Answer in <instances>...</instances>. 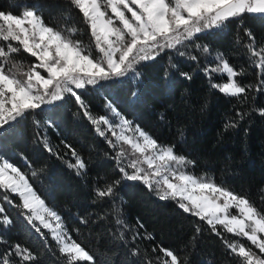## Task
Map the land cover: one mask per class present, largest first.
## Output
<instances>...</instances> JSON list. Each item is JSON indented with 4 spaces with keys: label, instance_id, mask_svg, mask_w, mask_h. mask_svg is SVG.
Returning a JSON list of instances; mask_svg holds the SVG:
<instances>
[{
    "label": "trees",
    "instance_id": "16d2710c",
    "mask_svg": "<svg viewBox=\"0 0 264 264\" xmlns=\"http://www.w3.org/2000/svg\"><path fill=\"white\" fill-rule=\"evenodd\" d=\"M29 6L53 28L66 32L75 27L78 31L72 39L91 45L83 16L69 0H0V10L13 14ZM246 31L255 37L258 48L264 46V15L245 14L228 21L222 29L198 34L181 48L183 56L166 50L155 59L141 62L137 65L138 78L130 73L76 92L93 117L110 118L115 109L159 144L174 146L178 155L194 161L186 168L189 173L248 198L264 213V116L258 111L264 109V91L255 90L264 73L252 64L257 58H249ZM205 46L210 55L202 51ZM92 51L95 56L94 47ZM218 53L238 72L242 70L236 77L242 86H253L239 98L209 86L203 69L214 66ZM13 55L25 66L35 60L22 51ZM212 79L227 82L226 75L213 74ZM237 112L244 114L243 120ZM229 121H236L237 126L226 128ZM108 140L115 143L110 133L103 137L97 133L69 94L0 129V158L29 176L37 194L61 216L71 238L94 257L92 262L77 264H145L149 260L160 264L170 259L163 256L161 247L181 257L182 264L185 258L187 264H242V258L231 253L204 221L183 212L172 199H159L141 181L121 180L112 198L98 197L97 188L121 176L114 158L116 150ZM45 141L52 152L45 148ZM72 149L87 165L82 175L68 166L74 162ZM33 171L35 177L31 176ZM5 194L12 205L3 200ZM19 203L18 197L0 190V204L6 209L3 215L12 220L9 225L0 224V255L20 244L37 256L36 261L23 264H69L46 229H41L42 237L27 223L23 210L15 206ZM117 207L129 226L123 239L114 219L113 209ZM218 230L225 240L242 243L264 257L246 238L223 232L220 226ZM145 232L154 239H142ZM136 233L140 236L133 240ZM137 248L139 254L132 255ZM11 259L18 261L15 256Z\"/></svg>",
    "mask_w": 264,
    "mask_h": 264
},
{
    "label": "snow or ice",
    "instance_id": "6c2138e0",
    "mask_svg": "<svg viewBox=\"0 0 264 264\" xmlns=\"http://www.w3.org/2000/svg\"><path fill=\"white\" fill-rule=\"evenodd\" d=\"M82 14L87 25L91 45L72 39L78 31L75 27L58 30L46 24L39 12L32 6L13 14L0 10V129L13 124L26 114L35 113L46 105L64 99L65 94L75 98L83 115L87 117L100 136H106L105 129L116 138V143L108 140L116 150L117 166L121 176L96 189L100 198H112L121 180L141 181L154 191L159 199L176 201L177 206L200 221H204L222 239L231 253L242 258V264H264V259L251 248L236 241L225 240L223 232L236 237H244L264 254V213L260 212L248 198L234 193L207 177H197L187 172V166L194 164L185 156L178 155L174 146L159 144L131 121L121 118L122 130L118 134L115 125L106 117H93L87 106L77 94L76 89L95 86L101 81L118 79L130 73L139 77L137 65L155 59L166 50L177 51L183 56L182 47L194 41L198 34L213 29H222L228 21L245 14L264 15V0H69ZM249 58L256 57L252 64L264 73V46L256 45L255 37L246 31ZM94 47L96 55H93ZM199 47V46H197ZM27 53L35 58L25 66L13 54ZM202 51L210 55L205 46ZM197 60L196 56L191 57ZM214 66L203 69L209 86L232 97H241L252 85L242 86L236 77L242 74L234 69L223 57L213 58ZM43 73V74H42ZM213 74L226 75L227 82L216 83ZM191 79L188 73H183ZM264 91V79L255 87ZM264 116V109H259ZM115 112V109H113ZM119 115V113H117ZM240 120L244 114L237 112ZM236 121H229L225 127H236ZM126 133H133L127 135ZM180 135H183L181 132ZM118 145H127L130 155ZM66 147L71 148L70 145ZM45 148L53 149L45 141ZM74 162L69 167L82 175L87 165L74 149L71 150ZM146 165V167H145ZM128 169L132 171L129 172ZM37 173L33 171L31 176ZM0 190L19 198L15 205L23 210L27 223L42 237L41 229H47L51 239L56 241L62 255L69 264L92 262L94 257L68 234L61 216L50 208L37 194L30 183L29 176L13 163L0 158ZM4 201H13L5 194ZM235 210L233 213L232 210ZM119 207L114 208L115 223L124 238L129 226L121 215ZM6 212L0 204V224L9 225L12 220L3 215ZM81 223H87L82 220ZM139 223V222H138ZM143 228V224H139ZM197 234L200 227H196ZM136 233L133 240L139 237ZM142 239H154L147 232ZM157 251L156 247L152 248ZM164 259L160 264H182L181 257L170 249L160 248ZM134 249L132 255H138ZM17 257L13 261L11 257ZM37 256L28 248L15 244L10 251L0 255V264H23L36 261ZM160 261V257H157ZM145 264H152L146 261ZM183 264H187L186 258Z\"/></svg>",
    "mask_w": 264,
    "mask_h": 264
},
{
    "label": "rangeland",
    "instance_id": "374dc122",
    "mask_svg": "<svg viewBox=\"0 0 264 264\" xmlns=\"http://www.w3.org/2000/svg\"><path fill=\"white\" fill-rule=\"evenodd\" d=\"M43 74V73H42ZM116 127H115V130L117 131V133L119 134L120 133V131L122 130V127H121V118H124V117H122V116H120V115H117V113H115V112H113V116L112 117H107ZM135 126V125H134ZM100 127L102 128V129H105V131H106V133H110V135L112 136V133L111 132H108L107 130H106V126H104V125H100ZM127 135H132L133 133H126ZM113 138H114V140H115V143H116V138L114 137V136H112ZM120 146H122L124 149H125V151H126V153H128L129 155H130V153H131V150L128 148V146L127 145H118V147H120ZM145 167H146V165H145ZM186 170V169H185ZM128 171L129 172H131L132 170L131 169H128ZM187 171V170H186ZM188 172V171H187ZM233 211V213H235V210L233 209L232 210ZM47 230V229H46ZM48 231V230H47ZM254 246V245H253ZM256 248V247H255ZM257 250H259L258 248H256ZM260 254H262V253H260ZM263 256H264V254H262ZM262 259H264V257H261Z\"/></svg>",
    "mask_w": 264,
    "mask_h": 264
}]
</instances>
